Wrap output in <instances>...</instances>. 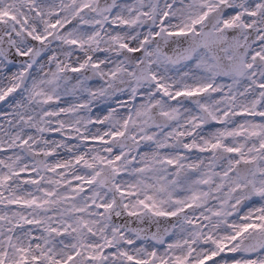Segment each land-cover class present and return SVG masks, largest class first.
Masks as SVG:
<instances>
[{"label": "snow or ice", "instance_id": "1", "mask_svg": "<svg viewBox=\"0 0 264 264\" xmlns=\"http://www.w3.org/2000/svg\"><path fill=\"white\" fill-rule=\"evenodd\" d=\"M0 264H264V0H0Z\"/></svg>", "mask_w": 264, "mask_h": 264}]
</instances>
